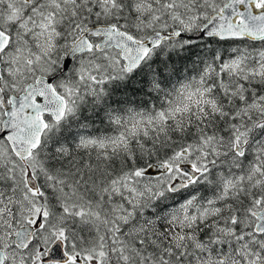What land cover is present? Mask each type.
Listing matches in <instances>:
<instances>
[{"label":"snow or ice","instance_id":"6c2138e0","mask_svg":"<svg viewBox=\"0 0 264 264\" xmlns=\"http://www.w3.org/2000/svg\"><path fill=\"white\" fill-rule=\"evenodd\" d=\"M0 264H264V0H0Z\"/></svg>","mask_w":264,"mask_h":264}]
</instances>
